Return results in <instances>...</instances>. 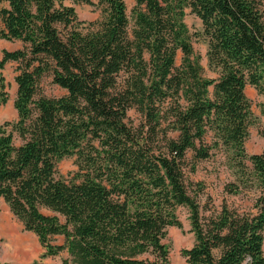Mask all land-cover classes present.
I'll return each instance as SVG.
<instances>
[{
	"label": "trees",
	"instance_id": "16d2710c",
	"mask_svg": "<svg viewBox=\"0 0 264 264\" xmlns=\"http://www.w3.org/2000/svg\"><path fill=\"white\" fill-rule=\"evenodd\" d=\"M66 1L0 0V40L22 43L0 59L1 104L3 71L18 65L17 119L0 125V211L6 203L38 237L42 258L170 264L164 240L183 227L177 210L186 207L195 235L181 251L187 264H264V153L245 147L254 122L246 88L264 98V0H135L132 27L125 0H99L90 23ZM188 9L217 79L203 76ZM45 78L65 94L46 96ZM213 150L236 178L228 194L255 190L250 211L224 202L203 215L190 189L204 185L190 173ZM72 157L78 170L67 180L58 165Z\"/></svg>",
	"mask_w": 264,
	"mask_h": 264
},
{
	"label": "rangeland",
	"instance_id": "374dc122",
	"mask_svg": "<svg viewBox=\"0 0 264 264\" xmlns=\"http://www.w3.org/2000/svg\"><path fill=\"white\" fill-rule=\"evenodd\" d=\"M94 5L87 3H75L67 0L66 4L73 6L81 21L86 23L95 22L101 18V10L97 6L99 0H91ZM127 14L131 19V27L133 25V9L136 6L135 0H125ZM185 23L192 37V44L196 56L200 57V63L204 68L203 76L206 78L217 79L219 75L211 71L208 67V41L203 35V25L201 20L188 9L186 11ZM22 48V43H11L6 40H0V59L3 51H15ZM182 61V54L177 56V65ZM18 65L9 63L3 71V76L7 83L8 102L0 103V125L5 122L15 121L17 112L14 107L16 100L17 85L15 78L18 74ZM43 92L48 97H59L65 94V91L52 84L51 78H45L42 83ZM211 91L213 89L211 88ZM246 94L252 103V113L254 122L249 129V137L245 147L248 154L264 153V116L261 113V104L264 98L258 94L255 88L248 86ZM130 123L137 125L141 121L140 114L135 110L129 113ZM205 141L212 144V133H210ZM19 144V142H17ZM192 153L188 154L190 160ZM227 157L218 150H213V156L208 161L200 162L197 170L190 173L191 180L194 183H203V190L198 191L197 187L190 189L191 195L198 193V200L203 207H207L209 211H203L204 216H208L214 211H220L221 206L226 202L231 208L241 211H250L255 203V190L244 191L240 194H228L226 186L235 182L236 178L232 171L228 168ZM59 173L62 177L69 180L78 167L76 158H66L58 165ZM193 191V192H192ZM44 213L47 214L46 211ZM177 215L182 222L183 227H171L168 229V237L164 243L170 248V264H187L186 259L182 256L183 249H190L195 244V235L191 231L190 212L186 207H180ZM63 237H56L55 244H62ZM44 250L39 242L38 237L25 230L23 224L12 214L8 205L1 202L0 211V264H62L63 260L68 257L63 253L54 258H42Z\"/></svg>",
	"mask_w": 264,
	"mask_h": 264
}]
</instances>
